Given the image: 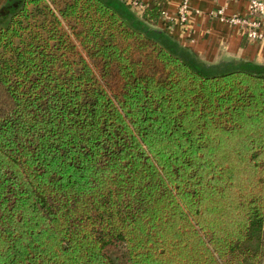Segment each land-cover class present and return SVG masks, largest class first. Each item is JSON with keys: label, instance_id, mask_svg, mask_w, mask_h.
I'll list each match as a JSON object with an SVG mask.
<instances>
[{"label": "trees", "instance_id": "16d2710c", "mask_svg": "<svg viewBox=\"0 0 264 264\" xmlns=\"http://www.w3.org/2000/svg\"><path fill=\"white\" fill-rule=\"evenodd\" d=\"M124 0L0 8V264H261L264 63L209 62Z\"/></svg>", "mask_w": 264, "mask_h": 264}, {"label": "crops", "instance_id": "0c3cea01", "mask_svg": "<svg viewBox=\"0 0 264 264\" xmlns=\"http://www.w3.org/2000/svg\"><path fill=\"white\" fill-rule=\"evenodd\" d=\"M144 1L148 3L151 0ZM6 2L7 0H0V8ZM178 3L179 0H166L162 11L172 19L167 25L159 22V27L174 40L209 62L244 59L264 63V41L251 42L238 29L230 27L215 16L220 7L228 15L237 12L247 14L249 0H193V14L187 29L175 19ZM261 264H264V258Z\"/></svg>", "mask_w": 264, "mask_h": 264}, {"label": "built area", "instance_id": "2783aa9c", "mask_svg": "<svg viewBox=\"0 0 264 264\" xmlns=\"http://www.w3.org/2000/svg\"><path fill=\"white\" fill-rule=\"evenodd\" d=\"M220 1V0H216ZM193 0H179L176 21L182 24V27L188 28V24L193 14L192 10ZM129 3L133 9L139 14L143 13L147 3L144 0H130ZM215 16L220 20L228 23L232 28L238 29L251 42L264 41V0H249V10L247 14L233 13L226 14L225 9L220 7ZM167 13L162 11L160 22L163 25L169 23Z\"/></svg>", "mask_w": 264, "mask_h": 264}, {"label": "rangeland", "instance_id": "374dc122", "mask_svg": "<svg viewBox=\"0 0 264 264\" xmlns=\"http://www.w3.org/2000/svg\"><path fill=\"white\" fill-rule=\"evenodd\" d=\"M264 258V257H263Z\"/></svg>", "mask_w": 264, "mask_h": 264}]
</instances>
